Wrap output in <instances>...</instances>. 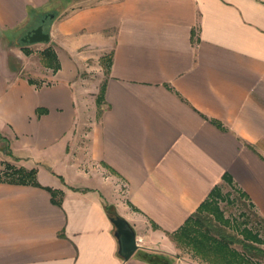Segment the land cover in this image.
I'll return each instance as SVG.
<instances>
[{
	"label": "crops",
	"instance_id": "obj_1",
	"mask_svg": "<svg viewBox=\"0 0 264 264\" xmlns=\"http://www.w3.org/2000/svg\"><path fill=\"white\" fill-rule=\"evenodd\" d=\"M48 48L61 67L31 83ZM0 139L43 186L0 180V264H209L171 234L225 173L264 218V0H0Z\"/></svg>",
	"mask_w": 264,
	"mask_h": 264
},
{
	"label": "trees",
	"instance_id": "obj_2",
	"mask_svg": "<svg viewBox=\"0 0 264 264\" xmlns=\"http://www.w3.org/2000/svg\"><path fill=\"white\" fill-rule=\"evenodd\" d=\"M48 14L43 12L41 19H45ZM27 53L29 54L30 51L27 50ZM41 56L46 67L54 71L60 69L58 56L52 48L44 50ZM29 81L34 83L32 79ZM102 100L103 97L100 94L98 104L101 105ZM6 150L9 152L7 147ZM8 167L12 171L8 181L43 187L38 181V171L35 168L27 169L11 165ZM223 180L239 193V198L247 199L246 193L234 186L233 178L229 173L224 174ZM46 189L52 194L53 202L61 206L63 192L51 187ZM227 200L232 201L227 194H224L222 187L217 185L184 225L171 234V237L179 245L192 251L194 256L209 264H258V260L264 258V218L254 212L258 219L252 226V219L248 213L242 214L246 217L242 222L228 217L221 205ZM249 206L254 208L252 204ZM104 207L110 217L118 216L113 205L104 202ZM146 258L154 264H174L173 259L168 255L149 254Z\"/></svg>",
	"mask_w": 264,
	"mask_h": 264
},
{
	"label": "rangeland",
	"instance_id": "obj_3",
	"mask_svg": "<svg viewBox=\"0 0 264 264\" xmlns=\"http://www.w3.org/2000/svg\"><path fill=\"white\" fill-rule=\"evenodd\" d=\"M33 27H35V26H33ZM16 33L18 36H20L22 34V30H11L10 34L14 35ZM22 38H21V40H22ZM25 44L29 45L31 43H25ZM35 51L39 52L38 50H35ZM35 51H33V53H35ZM40 59H41V55H37V54L29 56V57L26 56V58H25V74L27 77L34 80L36 83H40L41 81L47 82L46 75L41 74V72H40V70L43 72H47L41 67V60ZM105 63L106 62H101L102 65H104ZM93 65H94V69L97 70L96 69L97 66H95V65H97V63L93 64ZM94 72H97V71H94ZM93 111H92V113H93ZM5 147H7V143L0 139V179H2V180L3 179L8 180L11 178V175H12L11 172L12 171L10 170V168L8 166L9 165L15 166V164H16L13 161V158L11 156H8V154L6 153V151L4 149ZM25 150H27V149L25 148ZM29 151L32 153V155H35L38 157L41 154L40 150L36 147H31V149H29ZM222 189H223L224 194H227L229 196V199L234 201V202H232V201L228 202V200H227V201L222 202L221 205H222V208L226 212V216L231 217V218H236L238 221L242 222L243 220L246 219V217L242 216V214L248 213V214H250V218L252 219L251 225L254 226L256 219H258V216H256L254 214V212H256V211L252 207L249 206L248 201L245 199L239 198V193L229 185L225 184L222 187ZM258 264H264V258L258 260Z\"/></svg>",
	"mask_w": 264,
	"mask_h": 264
},
{
	"label": "water",
	"instance_id": "obj_4",
	"mask_svg": "<svg viewBox=\"0 0 264 264\" xmlns=\"http://www.w3.org/2000/svg\"><path fill=\"white\" fill-rule=\"evenodd\" d=\"M50 17L53 18L54 14H51ZM46 19H48V17H46ZM46 19L42 20V24L28 31L21 41L31 44L38 42H49V26L44 25ZM112 222L115 224L117 229L116 236L119 239L120 243V254L125 259H129L138 249L136 232L128 224V222L120 216L113 217Z\"/></svg>",
	"mask_w": 264,
	"mask_h": 264
},
{
	"label": "flooded vegetation",
	"instance_id": "obj_5",
	"mask_svg": "<svg viewBox=\"0 0 264 264\" xmlns=\"http://www.w3.org/2000/svg\"><path fill=\"white\" fill-rule=\"evenodd\" d=\"M45 19H46V18H45ZM43 20H44V19H43ZM48 21H49V18L46 19V22H45V24H44L45 26H48ZM41 24H42V23H41ZM35 28H36V27H35ZM33 29H34V28H33ZM31 30H32V29H31ZM29 31H30V30H29ZM27 32H28V31H27ZM27 32H26V34H27ZM26 34H25V35H26Z\"/></svg>",
	"mask_w": 264,
	"mask_h": 264
}]
</instances>
